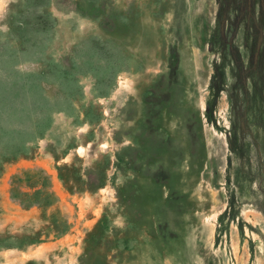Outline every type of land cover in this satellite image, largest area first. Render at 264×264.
Wrapping results in <instances>:
<instances>
[{
  "label": "rangeland",
  "instance_id": "374dc122",
  "mask_svg": "<svg viewBox=\"0 0 264 264\" xmlns=\"http://www.w3.org/2000/svg\"><path fill=\"white\" fill-rule=\"evenodd\" d=\"M0 264H264V0H0Z\"/></svg>",
  "mask_w": 264,
  "mask_h": 264
}]
</instances>
